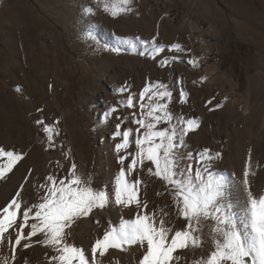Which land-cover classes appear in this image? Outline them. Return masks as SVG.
<instances>
[{
  "label": "rangeland",
  "instance_id": "rangeland-1",
  "mask_svg": "<svg viewBox=\"0 0 264 264\" xmlns=\"http://www.w3.org/2000/svg\"><path fill=\"white\" fill-rule=\"evenodd\" d=\"M113 2L0 0V137L3 135V146L28 147L27 155L17 166L29 162L32 171L36 162L39 164L33 176V198L28 203L38 202L46 194L47 175L58 179L69 176L72 163H76L78 174L93 187L109 193V203L116 204L115 178L119 169H127L135 157V129H140V135L144 132L135 120L145 118L142 113L148 111L151 93L144 97L143 110L139 94L157 80L169 85L172 100L161 102L169 103L175 116L199 118L198 109H203L212 120L207 125L201 122L199 129L185 137L182 152L197 157L204 148L218 151L222 157L214 161V169L224 172L236 166V162H229L230 154L246 158L247 163L251 153L259 170L256 192L258 196L264 195V0H182L184 9L174 16V6L163 3L164 0H133V10L116 17L104 8L105 3ZM89 6L94 9L91 14L84 11ZM190 10L203 15L201 19L194 15L199 24L195 35L181 26ZM207 22L215 24L222 36L211 37ZM159 24L167 31L164 37L159 33ZM140 38L149 41L147 48L139 42ZM121 39L133 40L136 49L122 44ZM203 41L216 44L213 61L235 79L241 96H233L226 81L214 79L205 70ZM153 42L164 47L155 56L151 53ZM174 44L181 45L183 50L174 49ZM192 60L198 61L197 66L189 62ZM121 87L127 90L120 92ZM181 87L189 92L188 101L183 104L178 101ZM129 96L133 98L131 107L126 106ZM237 100L248 106L246 116L240 115L243 109L233 111ZM218 103L222 107L216 108ZM112 107L117 110L109 111ZM217 119L220 124L216 125ZM37 120L53 126L52 147L49 133ZM117 125L120 131L134 129L129 148L119 153L115 144L121 138H114ZM167 126L165 123L157 128ZM209 126L210 129L206 128ZM120 155L127 157L123 165ZM192 162L194 167L200 164L198 159ZM149 164L145 161L143 167L138 165L128 173L143 181L139 194L148 208L124 206L122 219H134L137 212L150 210L158 215L164 213L173 227L183 225V217L176 216L174 197L158 177L147 172ZM15 168L6 174V181L13 177ZM230 180V202L243 220L247 208L245 186L242 190L232 177ZM20 183L21 179L17 181ZM109 209L115 212L112 207ZM100 210L78 219L72 229ZM115 219L119 225L121 218ZM199 227L200 246L178 249L175 253L194 264L210 256L215 247L214 222L202 220ZM67 240L70 242V235Z\"/></svg>",
  "mask_w": 264,
  "mask_h": 264
},
{
  "label": "snow or ice",
  "instance_id": "snow-or-ice-1",
  "mask_svg": "<svg viewBox=\"0 0 264 264\" xmlns=\"http://www.w3.org/2000/svg\"><path fill=\"white\" fill-rule=\"evenodd\" d=\"M132 3L133 0H114L111 5L105 3L104 8L116 17L131 12ZM84 11L91 14L94 9L89 6ZM89 36L95 39L92 32H89ZM121 43L133 50L137 47L130 39H121ZM141 43L147 48L149 41ZM172 47L183 50L179 44ZM112 50L121 51L120 48ZM163 50L162 45L152 43L153 56ZM175 59L177 57L173 61ZM189 62L194 67L198 64L197 60ZM206 79L201 77V80ZM126 90L125 87L119 89L120 92ZM149 93L148 111L142 113L145 118L135 120L144 132L140 135V129H135V157L127 169H119L115 178L114 202L121 206L135 204L140 210L148 208L147 202L139 194L143 181L128 175L138 165L143 167L147 161L150 162L147 172L158 177L174 197L176 216L183 217L184 224L171 226L169 220L164 218V213L158 215L150 210L137 212L134 219H122L118 227L104 230L102 238L95 239L91 246L90 257L86 256L82 247L68 242L69 231L78 219L89 217L95 209H103L109 202V193L84 180L78 174L76 163H72L69 176L58 179L55 175H47L44 185L46 194L38 202L28 203L17 191L6 206H0V250L7 247L11 253L10 256L0 255V264H21V261L29 264L24 250L34 245L53 250L54 254L49 257L50 264H103L102 259L97 257H105L110 249L126 250L131 245L144 246L143 257L138 264H179L181 257L174 255L178 249L200 246L202 237L199 226L202 220L214 222L212 231L215 247L210 256L198 260L196 264H264V195H253L250 188L251 153L248 168L243 173L248 203L241 220L230 202L231 174L214 169V161L221 159L222 154L209 148H204L197 157L182 152L186 147L185 137L200 128V118L175 116L169 103L161 102L171 101L173 93L168 84L159 80L140 92L142 110L145 108L144 97ZM188 97L189 92L181 87L178 101L187 103ZM208 103L211 104V101ZM132 105L133 98L129 96L126 106ZM215 107L220 108L222 105L218 103ZM116 110L112 107L109 111ZM174 120L177 122L174 123ZM37 123L49 133V147H52L53 126L44 125L43 120H37ZM165 123L167 127L157 128V125ZM119 128L120 125H117L114 133V138H121V142L115 144L118 153L129 148V137L134 132L131 127L124 131ZM26 155L27 152L7 150L0 146V160L4 161L0 163V179L6 178V174ZM126 158L124 155L119 156L121 165ZM197 159L200 164L194 167L192 161ZM28 174L31 175L30 170ZM20 188L23 189L24 184ZM96 223L99 224V220ZM18 249L20 260L17 257Z\"/></svg>",
  "mask_w": 264,
  "mask_h": 264
},
{
  "label": "bare ground",
  "instance_id": "bare-ground-1",
  "mask_svg": "<svg viewBox=\"0 0 264 264\" xmlns=\"http://www.w3.org/2000/svg\"><path fill=\"white\" fill-rule=\"evenodd\" d=\"M163 3L170 4L171 6H174L175 12H174L173 16L178 15V12H180L181 10L184 9L182 0H164ZM195 14L200 19L203 16L202 14H199L198 12H196L194 10H190V11L185 13V16L183 17L182 22H181V26L189 29L193 35H195L196 30L199 28L198 22H196L194 19ZM206 29H207V31L210 32L211 37L214 36V37L219 38L222 36V32L212 22H207V28ZM158 30H159V33L162 37H164L167 34V31H166L165 27H163L162 24H159ZM197 39L200 41L202 40L200 37H197ZM140 40H142V39L140 38L139 42H141ZM193 42H194V39H193ZM203 42L204 43H202L203 47L201 48V50H202L201 56L203 58L205 70L208 72L209 75L214 76V79L220 80V81H223V80L226 81V85L228 86L229 91L233 96H241V94L239 92V84L235 81L234 78L229 77L226 73H224L222 71L219 62L213 61L214 51H215V49L216 50L218 49L215 47L216 44L210 43V42H205V41H203ZM171 76H172L171 78L173 79V75H171ZM239 109H243V111H241L240 115L246 116V114H248L249 108L247 105L242 106L241 100L235 101L233 111L238 112ZM198 114H199V118L203 124H206V123L208 124V123H210V121H212L206 115V113L203 109H198ZM215 123H216V125L220 124V121L217 119ZM213 126H214V124H213ZM206 128L210 129V126L206 127ZM191 136H192V134H191ZM246 137H248V136H246ZM5 143H7V142H5ZM0 146H3V135L0 137ZM4 147L7 150H15V151H20V152H28L29 151L28 147H24V146H19V147L14 148V147H10V146L6 145ZM229 156H230L229 162H231L232 164L234 162H236V166L234 167L232 165L230 170L227 169L228 172H226V173L231 174L230 177H232L240 185V187L243 190V188H244V186H243V179H244L243 173L248 168L249 160L246 163L245 162L246 158L236 157V155L233 153L230 154ZM2 162H3V160H0V163H2ZM31 164L32 163L29 164V162L28 163L24 162L18 166L16 165L17 168H15V174L13 175V177L10 180L7 179V181H6L4 178L0 179V206H6L7 203L10 202V200L15 196V193L17 191H20L21 197L27 201H30L33 198V196H32V191L34 188L33 187L34 186L33 185V176H34V172L38 168L39 164H38V162H36V164L33 167V170L30 171L31 175H29L28 173H29ZM251 165H252V170H251V175L249 176L250 188H251V191H253V193L256 196H258L256 191H257V175H258L259 170H258V167L253 162L252 158H251ZM20 179H21L22 183L17 184V181ZM21 184H24L23 189L20 188ZM243 192H244L245 197H246V199H244V204L247 206L248 198L246 196V191L244 190ZM111 207L115 210V212H112V210L109 209ZM124 215H125L124 206L123 207L122 206L117 207V204H110L108 202L103 209L95 212L91 219H86L80 225V227H78L76 229L73 228L70 230L69 235L71 237V240L69 243H72V244H75L76 246L82 247L85 251V255L90 257L91 246L94 244L95 239L102 238L103 232L107 228L113 227V226L118 227L119 225L117 224V219H115V217L116 218L120 217L121 218L120 220H122ZM96 220H99V224L96 223ZM33 239H36V238H33ZM81 243H83V244H81ZM24 252L27 253V259L29 261V264H50L49 257L54 254L52 249L45 248L41 245H34L31 249L24 250ZM143 253H144V246L143 245H131V246H128L126 248V250L110 249L109 253L106 254L105 257H103V258L97 257V259H102L103 264H138V261L140 259H142V257H143ZM10 254H11L10 249H8L7 247L0 250V255L10 256ZM17 257H18V260H20V250L19 249L17 250ZM180 262L182 264H194L191 261H187L186 258H182L180 260ZM21 264H23L22 261H21Z\"/></svg>",
  "mask_w": 264,
  "mask_h": 264
},
{
  "label": "trees",
  "instance_id": "trees-1",
  "mask_svg": "<svg viewBox=\"0 0 264 264\" xmlns=\"http://www.w3.org/2000/svg\"><path fill=\"white\" fill-rule=\"evenodd\" d=\"M234 65H235V69L238 70L239 66H238V61L236 60V58L233 59Z\"/></svg>",
  "mask_w": 264,
  "mask_h": 264
}]
</instances>
